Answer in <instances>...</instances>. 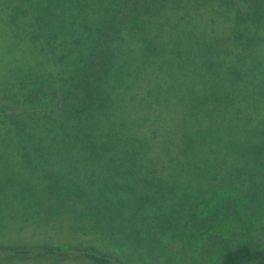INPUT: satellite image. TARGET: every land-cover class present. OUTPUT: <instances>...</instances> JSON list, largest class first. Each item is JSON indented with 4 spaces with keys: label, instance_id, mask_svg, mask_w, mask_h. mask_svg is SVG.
Returning a JSON list of instances; mask_svg holds the SVG:
<instances>
[{
    "label": "trees",
    "instance_id": "16d2710c",
    "mask_svg": "<svg viewBox=\"0 0 264 264\" xmlns=\"http://www.w3.org/2000/svg\"><path fill=\"white\" fill-rule=\"evenodd\" d=\"M155 1L0 0V148L39 152L7 171L28 195H264V69L192 67L143 22ZM11 253L123 264L92 247ZM220 264H264V247Z\"/></svg>",
    "mask_w": 264,
    "mask_h": 264
},
{
    "label": "rangeland",
    "instance_id": "374dc122",
    "mask_svg": "<svg viewBox=\"0 0 264 264\" xmlns=\"http://www.w3.org/2000/svg\"><path fill=\"white\" fill-rule=\"evenodd\" d=\"M252 6L250 0H156L142 20L158 23V34L180 45L174 52L192 59V67L259 70L264 10ZM0 44L5 49L10 42L0 38ZM38 156L29 147L0 148V264H94L11 255L23 247H92L123 264H220L239 244L264 247V195H28L21 178L7 171L30 173L25 163ZM155 156L161 161L159 151L148 157Z\"/></svg>",
    "mask_w": 264,
    "mask_h": 264
}]
</instances>
